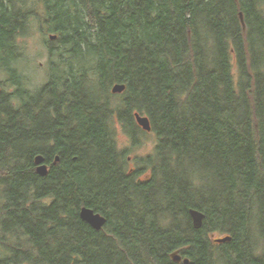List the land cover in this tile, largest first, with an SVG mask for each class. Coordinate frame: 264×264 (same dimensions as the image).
I'll return each mask as SVG.
<instances>
[{
  "label": "trees",
  "instance_id": "1",
  "mask_svg": "<svg viewBox=\"0 0 264 264\" xmlns=\"http://www.w3.org/2000/svg\"><path fill=\"white\" fill-rule=\"evenodd\" d=\"M35 27L62 57L36 99L16 66ZM0 68V264H264V0H0ZM136 112L156 144L130 168Z\"/></svg>",
  "mask_w": 264,
  "mask_h": 264
},
{
  "label": "rangeland",
  "instance_id": "2",
  "mask_svg": "<svg viewBox=\"0 0 264 264\" xmlns=\"http://www.w3.org/2000/svg\"><path fill=\"white\" fill-rule=\"evenodd\" d=\"M54 40L55 39H51L50 33L42 32L38 27H35L29 37L21 41L23 54L20 60L16 62V66L20 74L24 77L26 83L24 88H27L31 94L33 93L32 96L35 99L36 91L50 81V75L52 74V76H55V74L60 73L58 70L54 72L52 70L51 73L52 67L56 66L55 63L60 62L59 60L62 58L61 56L51 57L50 49L57 47V43ZM79 63L80 65L87 64L86 60H80ZM61 66L65 67L64 64H61ZM10 79L9 73L0 68V87L7 90L8 94L16 92L15 85L11 84L12 82ZM12 97L14 103L17 104L19 102L18 98L16 96ZM115 130L116 142L119 149H128L127 155H129V157L127 159V167L137 168L139 166H144L146 158L154 152L156 135L152 132H142L140 137L141 143L136 146L120 124H116ZM146 175L142 177L147 178L148 176ZM1 189L0 187V205L2 201Z\"/></svg>",
  "mask_w": 264,
  "mask_h": 264
},
{
  "label": "water",
  "instance_id": "3",
  "mask_svg": "<svg viewBox=\"0 0 264 264\" xmlns=\"http://www.w3.org/2000/svg\"><path fill=\"white\" fill-rule=\"evenodd\" d=\"M241 18L243 19V14L241 13ZM55 35H51V39H55ZM126 89L125 84L117 83L112 86L113 93H122ZM135 119L137 124L145 131L150 132L152 131V123L149 116L141 114L139 112L135 113ZM59 157H57V160ZM45 162V156L43 154H38L35 156V164H36V171L38 174L45 176L49 173V167ZM81 217L83 220L88 222L93 228L96 230H101L106 222L107 218L99 213L96 212L94 209L88 206H84L81 208L80 211ZM190 214L193 219L194 226L196 228H201L205 219V213L199 209L191 208ZM232 239L231 236H223V237H214V242L217 243H224L230 241ZM171 257L176 262H184L188 264L190 262L189 258H184L181 254L180 250H176L171 254Z\"/></svg>",
  "mask_w": 264,
  "mask_h": 264
},
{
  "label": "flooded vegetation",
  "instance_id": "4",
  "mask_svg": "<svg viewBox=\"0 0 264 264\" xmlns=\"http://www.w3.org/2000/svg\"><path fill=\"white\" fill-rule=\"evenodd\" d=\"M57 161H58V160H57V157H56V161H55V163H57ZM44 163L48 165L49 169L51 168L50 163L47 162L46 159H45V162H44Z\"/></svg>",
  "mask_w": 264,
  "mask_h": 264
}]
</instances>
